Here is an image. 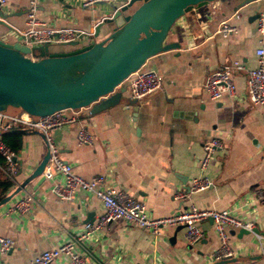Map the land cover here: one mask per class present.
I'll list each match as a JSON object with an SVG mask.
<instances>
[{
  "label": "crops",
  "instance_id": "obj_1",
  "mask_svg": "<svg viewBox=\"0 0 264 264\" xmlns=\"http://www.w3.org/2000/svg\"><path fill=\"white\" fill-rule=\"evenodd\" d=\"M243 0H215L179 17L166 41L178 48L150 56L143 67L156 70L162 77L161 89L139 99L136 104L119 102L91 112V105L77 109V120L49 132L60 157L72 171L85 179L105 174L107 182L143 200L150 214L161 217L186 205L188 199L175 194L185 190L192 177L207 175L212 184L201 194L190 197L206 208H230L242 220L253 222L264 236V199L253 200L255 191L264 187V110L246 96V69L256 66V48L264 35L256 29V11L264 10V0L239 6ZM29 0H7L0 7L4 14L0 38L20 41L14 28H24ZM140 3L134 1L112 22L95 27L115 10L109 3L80 6L75 0H37L36 16L52 27H72L90 32L76 44H49L50 52L75 49L104 38L123 16ZM236 14H240L237 16ZM225 21L236 30L227 36L217 32ZM35 58V54H31ZM239 59L244 69L234 73L236 91L212 99L203 90L207 73ZM122 82L123 96L129 97ZM130 98V97H129ZM83 125L93 136L91 144H78L76 129ZM19 137L22 142L19 143ZM211 137L221 139L208 166L201 169L198 158L203 144ZM16 173L8 178L0 162V181L10 180L0 196L23 188L0 205V234L13 240V246L0 253V264H30L41 251L53 248L78 234L103 212L100 200L89 192H76L61 200L50 192L61 176L44 178L47 145L39 134H16ZM34 198L26 212L9 207L25 194ZM202 235L188 243L184 228L164 226L159 235L123 219H115L95 229L77 243L86 264H211V254L219 239L210 219L200 223ZM254 231L239 233L231 229L230 246L238 260L222 264H264ZM67 256L51 264H66Z\"/></svg>",
  "mask_w": 264,
  "mask_h": 264
},
{
  "label": "built area",
  "instance_id": "obj_2",
  "mask_svg": "<svg viewBox=\"0 0 264 264\" xmlns=\"http://www.w3.org/2000/svg\"><path fill=\"white\" fill-rule=\"evenodd\" d=\"M80 6H92L98 3H109L114 10L127 4L130 0H75ZM37 0H29L24 28H14L22 43L29 47L67 43L74 41L90 32L72 27H52L40 21L36 16ZM7 0H0V7L5 6ZM240 16V14H236ZM256 29L260 35H264V10H260L256 18ZM234 25L222 21L217 32L227 36L235 31ZM257 64L246 69V96L250 103L258 104L264 110V45L260 38V45L255 50ZM239 59H233L223 64L219 69L206 74L202 83L203 90L212 99H218L223 94L233 95L236 85L233 79L234 73L244 69ZM123 82L124 88L132 99H142L149 94L161 89L162 77L152 68L143 65L132 72ZM264 112V111H263ZM77 120V110L64 108L55 110L47 115L32 116L20 110L15 113L0 111V156L3 158L4 172L8 178H13L16 173V162L13 160L15 151L11 149L3 139V132L14 127L30 130H39L45 136V142L49 157L42 171L44 178L61 176L60 181H55L50 187V192L61 200H70L76 192H89L94 194L101 202L103 212L92 223H87L78 234H72L61 244L45 249L35 255L30 264H51L57 258L67 256L66 264H86V257L78 250L77 243L86 238L95 229L102 228L115 219H123L136 226L147 228L153 235H159L164 226H183L184 236L188 243L198 241L202 235L200 223L210 219L219 239V245L211 254L213 261H218L235 256V251L228 241L229 230L245 228L252 230L253 222L240 219L230 208H206L199 206L190 199V193L208 188L212 182L207 175L192 177L188 183V191L183 190L175 195L188 199L186 205L172 214L154 217L150 214L148 206L143 200L133 197L125 190L109 184L105 174H96L89 179L72 171L71 165L64 161L56 144L51 140L49 132L65 124ZM78 144H91L92 134L83 126L79 125L75 132ZM223 144L220 138L211 137L203 144V154L198 158L201 169L208 166L216 149L221 150ZM264 199V187L259 188L253 195L254 201ZM34 198L27 193L17 199L10 207V211L26 212ZM256 238L261 248H264V236L256 233ZM13 246L12 238L0 234V253H5ZM128 264V263H121Z\"/></svg>",
  "mask_w": 264,
  "mask_h": 264
},
{
  "label": "water",
  "instance_id": "obj_3",
  "mask_svg": "<svg viewBox=\"0 0 264 264\" xmlns=\"http://www.w3.org/2000/svg\"><path fill=\"white\" fill-rule=\"evenodd\" d=\"M137 0H130L110 16H105L95 27L94 35L103 23L112 22ZM140 3L123 16L102 39L68 51L50 52L48 45L29 47L20 42L0 38V111L15 113L23 110L32 116L47 115L55 110L79 109L91 105V112L124 102L138 100L123 96L121 83L140 68L152 55L178 48L166 36L174 22L188 11L215 0H139ZM258 0H243L239 4ZM259 11L252 17L257 18ZM4 14L0 10V23ZM76 44L75 41L68 42ZM35 54V58L30 56ZM7 131L19 134L33 132L45 140L39 130L14 127ZM22 142L19 137V143ZM49 152L47 149V160ZM15 156L13 157V160ZM25 180L13 192L0 199L6 203L24 187ZM207 189V188H206ZM206 189L190 193V197ZM188 191V186L185 187ZM179 229L183 226H177ZM258 232L257 228H240L239 233ZM230 257L211 264L238 260Z\"/></svg>",
  "mask_w": 264,
  "mask_h": 264
},
{
  "label": "trees",
  "instance_id": "obj_4",
  "mask_svg": "<svg viewBox=\"0 0 264 264\" xmlns=\"http://www.w3.org/2000/svg\"><path fill=\"white\" fill-rule=\"evenodd\" d=\"M16 134L15 132L5 131L3 132V139L8 144V146L13 149L14 151L17 148V140H16ZM3 160V158L0 156V162ZM10 180L5 179L3 181H0V186L5 191L10 186ZM2 196H0V199Z\"/></svg>",
  "mask_w": 264,
  "mask_h": 264
}]
</instances>
